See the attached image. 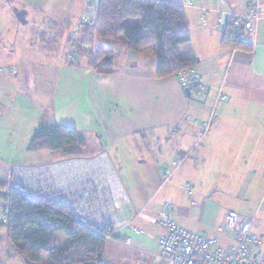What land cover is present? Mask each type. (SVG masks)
Instances as JSON below:
<instances>
[{"label": "crops", "instance_id": "obj_1", "mask_svg": "<svg viewBox=\"0 0 264 264\" xmlns=\"http://www.w3.org/2000/svg\"><path fill=\"white\" fill-rule=\"evenodd\" d=\"M157 1L185 9L190 42L178 51L181 58L195 60L205 90L189 88L187 95L176 75L156 77V51L126 50L122 40L97 39L96 46L116 50L118 45L120 56L110 71L93 70L81 44L68 39L85 0H0V154L15 150V139L6 135L9 126L19 151H27L38 123L73 127L86 147L111 153L127 192V217L143 208L156 216L168 205L180 227L231 248L235 238L224 228V217L234 210L252 219V233L264 250V0H224L222 5L216 0ZM252 4L261 18L246 38L249 47L224 43L218 11L237 12ZM14 6L26 11L31 26H42L39 39L46 46L37 57L50 61L18 55ZM71 59L78 63L71 65ZM206 122L203 140L195 143L194 133ZM41 152L48 151L34 153ZM176 159L182 162L174 167ZM14 165L26 164L4 163L0 183L9 181ZM5 221L0 205V264L15 255ZM133 226L142 232L118 234L129 237L130 245L111 242L117 246V263L155 264L141 252L154 253L163 230L138 217Z\"/></svg>", "mask_w": 264, "mask_h": 264}, {"label": "built area", "instance_id": "obj_2", "mask_svg": "<svg viewBox=\"0 0 264 264\" xmlns=\"http://www.w3.org/2000/svg\"><path fill=\"white\" fill-rule=\"evenodd\" d=\"M216 1L219 5L224 4V0ZM98 4L99 0H85L83 15L68 35L72 42L81 44L88 58L92 56L97 41ZM260 14L256 4L237 12L219 10L217 28L226 40L243 44L255 30ZM175 75L183 88H207L195 64L179 70ZM223 98L219 91L217 100ZM193 124L198 126L196 121ZM208 128L209 122H206L194 133L195 143L203 140ZM181 162L182 159H176L173 166ZM171 173L167 172L166 178ZM186 188L190 191L189 186ZM10 189H19L48 206L64 205L72 221L103 230L108 242L130 245L129 237L120 239L118 234L126 229L141 233L133 226L137 217L158 225L163 233L157 238L156 251L141 252L150 256L155 264H264L262 241L252 233V219L234 210H229L224 217V228L235 238V245L231 248H223L215 239L180 227L168 205H163L156 216L147 215L143 208L127 217V192L109 154L104 150L89 157L64 158L38 166L14 165L9 181L0 183V205L4 206L3 195ZM136 264L142 263L137 261Z\"/></svg>", "mask_w": 264, "mask_h": 264}, {"label": "trees", "instance_id": "obj_3", "mask_svg": "<svg viewBox=\"0 0 264 264\" xmlns=\"http://www.w3.org/2000/svg\"><path fill=\"white\" fill-rule=\"evenodd\" d=\"M97 21V39L122 40L126 50L134 51L155 44L156 77L175 75L195 64L194 59L179 55L178 47L190 42V25L185 9L179 4L157 0H99ZM131 21L136 24L129 25ZM223 42L232 47H249L247 43H234L224 37ZM118 56L120 53L116 50L97 44L92 56L86 58V64L95 71L106 72L112 69ZM70 61L71 65L78 63L74 59ZM86 145L84 136L73 127L38 123L32 129L27 151L59 152L61 159L84 157ZM3 198L6 237L15 250L8 264H107L108 241L103 230L75 223L64 205L48 206L19 189H10ZM59 232L65 233L68 242L57 244Z\"/></svg>", "mask_w": 264, "mask_h": 264}, {"label": "rangeland", "instance_id": "obj_4", "mask_svg": "<svg viewBox=\"0 0 264 264\" xmlns=\"http://www.w3.org/2000/svg\"><path fill=\"white\" fill-rule=\"evenodd\" d=\"M16 20H14V21L17 25V28L19 29L18 34H17V43H16V45H17L16 51H17L18 55H24V57L31 56V58H35L37 60H42V61H50L51 59H48L45 56L37 57V56H40V50H42L46 46L45 43L39 39V34H40L39 32L41 30H43L42 26H37V27L31 26L30 23L32 20H31L30 16L26 17L25 23H21V22H18ZM133 24H136V21L129 22V25H133ZM72 40H74V39H72ZM62 45L63 44L61 42V46L58 47L59 49L57 50L59 57H61V53H63V46ZM116 48L118 49L119 46L116 45ZM7 49H9V48H7ZM117 49H116V51H117ZM151 49L156 51V45L153 44L151 46L146 47L147 51H150ZM86 58H88V57H85V59ZM13 129H14L13 127L10 128V126H9L8 131L6 132L7 133L6 135L10 139L12 137L15 139V150H12L11 153L6 152V153L0 154V158H1V162H2V163H0L1 167H3L4 163L6 164V166H8V164H19V163L26 164V165L38 166L37 164L40 165L43 163H50L53 161L55 162V161H58L61 159V157L58 158L60 154L57 152L56 153H54V152L34 153V152L26 151V150L19 151L16 147V143H17L16 132L13 133ZM88 146H89V142H88ZM93 150H94V147L89 146L86 148V150L83 152L82 155L84 157H89V156H93L99 152V151L94 152ZM108 153L110 154V158H111V156H112L111 153L109 151H108ZM111 161H112V158H111ZM112 163H113V161H112ZM261 216H262V214L259 213V215H257V219H259ZM136 225L140 226V225H138V223H136ZM149 226L150 225H148L147 227L144 226L143 229L149 230L148 229ZM66 242H68V239L66 238L65 233L59 232L57 234V244L62 245ZM116 249H117V246H115L113 243H111V242L107 243L106 252H105V259H106L107 264H118L117 263L118 251Z\"/></svg>", "mask_w": 264, "mask_h": 264}, {"label": "water", "instance_id": "obj_5", "mask_svg": "<svg viewBox=\"0 0 264 264\" xmlns=\"http://www.w3.org/2000/svg\"><path fill=\"white\" fill-rule=\"evenodd\" d=\"M12 12H13V14H14V16L18 22L25 23V15H26L25 10L13 7ZM185 92L187 95H189V89L185 88Z\"/></svg>", "mask_w": 264, "mask_h": 264}]
</instances>
